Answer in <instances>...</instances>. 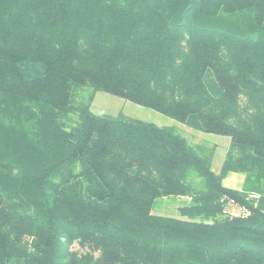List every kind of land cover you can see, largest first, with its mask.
Here are the masks:
<instances>
[{
	"label": "trees",
	"instance_id": "trees-1",
	"mask_svg": "<svg viewBox=\"0 0 264 264\" xmlns=\"http://www.w3.org/2000/svg\"><path fill=\"white\" fill-rule=\"evenodd\" d=\"M0 264H264V0H0Z\"/></svg>",
	"mask_w": 264,
	"mask_h": 264
},
{
	"label": "rangeland",
	"instance_id": "rangeland-1",
	"mask_svg": "<svg viewBox=\"0 0 264 264\" xmlns=\"http://www.w3.org/2000/svg\"><path fill=\"white\" fill-rule=\"evenodd\" d=\"M90 111L95 115L117 117L122 116L126 118L136 119L143 122L155 124L157 126L176 127L180 133L184 135L190 142L200 141V136H203L206 140L211 143L217 144L214 158L212 161V170L218 172L223 161L225 150L228 147V139L220 136L209 135L199 133L185 127L184 125L163 116L150 109L140 107L118 97L112 95L96 92L90 105ZM185 127V128H184ZM187 128V129H186ZM200 136H197L195 134ZM222 183L224 186L229 188L241 189L244 185V175L240 173H229L227 174ZM173 204L170 202L162 205L161 208L154 209L157 215H170L175 216L177 213L172 209Z\"/></svg>",
	"mask_w": 264,
	"mask_h": 264
},
{
	"label": "crops",
	"instance_id": "crops-1",
	"mask_svg": "<svg viewBox=\"0 0 264 264\" xmlns=\"http://www.w3.org/2000/svg\"><path fill=\"white\" fill-rule=\"evenodd\" d=\"M235 189V188H234ZM240 190V189H239Z\"/></svg>",
	"mask_w": 264,
	"mask_h": 264
}]
</instances>
